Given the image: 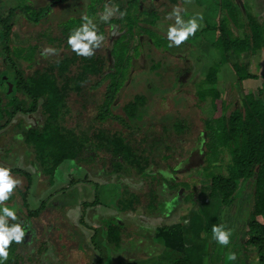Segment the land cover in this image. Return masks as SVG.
Instances as JSON below:
<instances>
[{"label":"trees","instance_id":"obj_1","mask_svg":"<svg viewBox=\"0 0 264 264\" xmlns=\"http://www.w3.org/2000/svg\"><path fill=\"white\" fill-rule=\"evenodd\" d=\"M101 3L103 0H91L86 16L88 19L92 20L98 15ZM223 7L232 10L227 0H223ZM46 9L41 8L36 15H42ZM144 13L157 16L155 20L149 18L147 21L150 26L158 27L160 16L156 11L134 14L130 6L121 10L117 22L122 18L137 22ZM14 14L15 11L11 10L5 18L0 15V25L3 27L5 53L11 65L9 68L15 70V90L24 97L14 95L8 99L0 95V130L9 126L18 113H40L42 125L32 126L26 131L17 128L15 136L20 133L26 148L30 152L33 149L34 162L31 161L43 170V174L52 175L65 159H71L90 170L98 167L107 174L133 171L139 176L145 174L152 164L161 170L169 168L173 171L182 163L187 150L196 155L202 152L204 162L208 157L217 162L219 156L228 155L229 161H224L226 164L223 165L225 170L211 176L210 187L212 193L220 191L224 204H228L235 194L237 180L253 181V198L244 225L246 236L243 250L253 251L257 264H264V87L257 91L243 88L242 105L230 109L228 113L229 107L224 104L223 92L215 86L219 68L211 69L197 90V105L202 107L206 99L211 97L214 110L211 117L204 116L201 129L194 132V120L179 115L169 125L165 124L159 129L151 126L147 133L142 132L145 126L138 127L137 124L133 127L127 119L142 120V114L138 113H144V95H136V101H129L124 106L127 119L112 110L118 93L130 75L134 26L126 24L124 33L111 45L115 62L113 68L106 69L100 56L77 55L67 43L69 34L85 22L83 17L48 26L35 20L36 15L31 14L35 23H39V29L34 32L35 43L13 48L11 29ZM96 22L92 23L95 25ZM226 25L227 21H223L219 29L221 41L217 43L224 62H229L232 53L241 56L248 52L252 56L264 48V23L251 19V33L244 38L234 37L233 31L227 30ZM141 29L143 33L152 30ZM98 32L103 34L102 29ZM151 40L155 43L153 38ZM41 43L48 46L46 61L42 68L34 69L32 62ZM138 50L137 45L134 47L135 55ZM21 60L29 61V64L23 66ZM232 68L239 83L259 78L247 63L238 61ZM101 89H104L103 93ZM65 117L70 120H66L68 127ZM23 123L21 120L17 126ZM135 128L140 131L135 132ZM129 129L140 134L138 141L126 135ZM198 140L200 145H197ZM28 175L27 178H31ZM157 182L154 180L155 184ZM186 184L192 190L190 198L201 197V182L198 179L192 176ZM19 192L25 199L27 190ZM8 223L12 224L10 221ZM36 256L37 252L21 262L32 264Z\"/></svg>","mask_w":264,"mask_h":264},{"label":"crops","instance_id":"obj_2","mask_svg":"<svg viewBox=\"0 0 264 264\" xmlns=\"http://www.w3.org/2000/svg\"><path fill=\"white\" fill-rule=\"evenodd\" d=\"M170 1L181 6L178 14L182 19H198L197 30L184 40L198 47H218L223 21H227L226 29L240 38L251 33V19L264 23V0H227L232 10L223 7V0ZM241 6L246 8L244 21L240 20ZM162 14L166 12L158 13V20ZM165 23L167 28L173 24ZM166 26L158 24L159 29ZM239 29L243 30L241 35L237 32ZM261 52L264 48L252 56L248 52L242 54L253 58ZM232 55L237 57L235 62L240 61V55L232 53L230 59ZM249 80L254 79L242 83ZM24 147L26 166H15L10 172L26 182L17 190V198L26 213L15 221L10 218L8 221L32 222L31 232H38L40 239L32 244L26 232L19 244L9 245L10 257L5 264H23L22 259L36 252L32 264H234L233 260L236 261V258L228 259L232 253H228L226 245L216 242L211 231L213 225L224 226L228 218L232 219V212L221 207L236 198L224 204L220 191L212 193L211 190L203 196L200 179L201 197L190 198L192 190L175 174L178 166L173 171L168 168L169 178L150 166L139 176L133 171L107 174L98 167L90 170L65 159L51 175L43 174L33 163V154ZM19 159L8 162L16 164ZM0 166L4 167L3 163ZM192 172L187 176H193ZM27 173L31 178H27ZM154 180L158 182L155 184ZM236 184L234 195L240 190V183L236 181ZM20 190H27L25 199ZM181 190L183 194L179 196ZM243 221L242 217L244 227ZM25 243L27 247L33 245L27 253L22 252Z\"/></svg>","mask_w":264,"mask_h":264},{"label":"rangeland","instance_id":"obj_3","mask_svg":"<svg viewBox=\"0 0 264 264\" xmlns=\"http://www.w3.org/2000/svg\"><path fill=\"white\" fill-rule=\"evenodd\" d=\"M90 2L91 0H0V15L5 18L10 14L11 10L15 11L11 29V44L13 48H20L28 44H33L36 41L34 40V32L39 29V23H35L34 19L31 18V14L36 15V12L46 7V11L40 16L36 15L35 20H40L43 24L48 26H50L51 23L60 24L70 18L86 17L88 15V6ZM170 2V0H103V3L98 7V15L96 17L94 16L91 20L92 22H95V20L97 21L95 30L98 36L103 37L99 45L93 48L92 54H96L104 60L106 69L113 68L115 62L111 51V45L124 33L123 30L126 28V24L134 26L135 35L132 40L133 45L131 49L133 60L130 68V75L125 85L118 93L112 105V110L115 114L126 118L124 106L129 101L134 100L136 95H144L146 99L145 105L142 107L144 113H138L142 114V120L126 119L133 127L137 124L138 127L145 126L142 132L146 131V133L151 129V126L159 129L165 124L169 125L179 115H184L194 120L196 123L194 132L201 129L204 116L211 117L212 114H214L211 105V97L206 99L202 107L197 105V90L200 87V83H203L201 81L209 74L211 69L219 68L215 86L218 90L223 92L224 104L229 107L228 113L230 109L242 105L244 96L242 91L243 88H250L253 91H257L258 88L264 87V52H261L258 57L251 58L247 56V54H242L238 58L240 62L247 63L252 72L260 74V78L257 80L254 79L251 81L249 80L247 83H239L237 82V77L233 68L230 66L237 60V57L232 55L231 59H229L231 63H227L224 62L221 57V49L219 50L217 47L210 46L209 48L204 46L198 47L196 43H188L185 41L181 42L180 45H172L169 48V41L167 40L168 28L165 22L168 21L170 24H174V17L171 15L172 13L169 12L174 9H178L179 11L181 7L179 4L176 6V4ZM126 6H130L131 13L134 14L140 11H156L158 13H163L164 10L166 15L162 14V18L158 20L157 24L161 22L166 28L160 27L159 29V27H152L148 24L147 20H149V18L155 20L157 17L152 16L153 13L152 15L151 13H144L142 15L143 18H140V21L137 22L130 21L129 19L126 20L125 18L117 22V20L120 19L121 10H124ZM107 10H111L109 18L106 21L100 19ZM240 11V20L244 21L246 8L241 6ZM141 28L152 30H148V33L146 31L143 33ZM100 29L103 30V34H99L98 31ZM53 30L58 31L57 29ZM237 32L241 35L243 30L239 29ZM151 38L154 39L155 43L152 42ZM137 45L139 46V50L138 54L135 55L134 47ZM47 47L46 43H41L35 60L32 62V67L34 69L42 68L45 64ZM20 64L27 66L29 61L21 60ZM9 67H11V65L4 49L3 27L0 25V95L8 99L14 95L24 97L23 94H19L15 90V70ZM100 92L103 93L104 89H101ZM134 101H136V99ZM64 119L66 122L65 125H67V121L70 120L66 117ZM21 120L24 123L18 127L17 124ZM61 121L63 122L64 120L62 119ZM42 123L43 120L38 111L30 114L18 113L17 116L12 119L9 126L0 130V147L2 146L4 150L2 151L0 148V165L3 163V166L8 167L10 171L13 167L18 165L22 167L26 166V159L23 160L25 147L22 143V137L19 135L20 133L15 136L16 130L19 128L22 131H26L28 128L35 125H42ZM113 125H116V127L119 126L118 124ZM135 129L136 131L132 130L133 132L129 129L126 135L138 141L140 139V134H136L134 131L139 132L140 130L139 128ZM14 136L15 138L13 139ZM195 136H193L194 139ZM163 143H165V141H163ZM198 144H201L199 140L197 145ZM9 150L11 151L9 152ZM31 152L34 154L33 149ZM185 153L184 160L178 165V169L176 168L177 171L175 174L179 176L181 181L183 180L184 184V182H187V180L192 177L187 176V173L193 171L191 174L194 178L200 179L202 182V190H200V192H202L203 196H206L211 191V176L225 170L223 165L226 164L225 162L229 161V157L228 155H223L222 158L219 156L216 160L217 162H214L208 157L204 162L203 156L201 155L202 152L196 155L193 152L189 153L187 150ZM30 158H32V156ZM13 159H19L16 162L17 165L8 162H13ZM150 167L156 172H162L163 170L155 165H150ZM40 170L42 169L40 168ZM163 171L168 172L169 170L165 169ZM10 175L17 183L9 194L8 201L5 202V200L0 202V206L10 207L15 211L16 217H22L26 212L22 206V201L20 198H17L19 196L17 190L23 185L25 186L26 182L17 176L18 174H12V172H10ZM203 175L207 177H203ZM242 180L244 179L237 180V182L240 183V190L233 196L236 200L221 207L229 209L228 212H232V219L235 214L234 221L228 218L229 221L225 222L226 226L224 225L225 229L230 232L229 243L226 247L228 253H232L236 258V261L233 260L234 264H257V261L253 258L255 253L253 251L244 252L243 250V242L246 235L244 227L241 226V222L242 217L244 220L243 222L246 221L247 212L253 198L254 183L252 180ZM84 189H87V187H84ZM182 194L183 191L181 190L179 196ZM77 196L79 197V194ZM90 198H92V196ZM85 199H87V195ZM219 204L222 205L221 202ZM46 205H48V203H46ZM51 206L53 207L52 204ZM48 208L50 209V207ZM24 226L27 228L26 232L30 234L31 243L35 244V242H37L35 240H39L40 237H38V232H31L32 222L27 221ZM239 238L241 240L240 244H238ZM31 246L33 245L28 247L31 248ZM28 247L27 243H25L22 252L27 253L25 251L28 250ZM31 252L34 253V251ZM8 257H10V254Z\"/></svg>","mask_w":264,"mask_h":264},{"label":"clouds","instance_id":"obj_4","mask_svg":"<svg viewBox=\"0 0 264 264\" xmlns=\"http://www.w3.org/2000/svg\"><path fill=\"white\" fill-rule=\"evenodd\" d=\"M110 15L111 10H107L100 19L106 21ZM171 15L175 17V22L168 27L167 40L169 41V46L180 45L181 42L197 30L199 26L198 19L189 18L184 20L178 14V9H174ZM84 20L83 24L69 34L67 43L77 55L89 56L92 54L93 48L99 45L103 37L97 35L95 25L90 19L84 17ZM162 175L169 176L170 178V174L166 171L162 170ZM16 183L17 181L10 175V169L0 166V202L9 198V194ZM8 218L15 221L17 219L15 211L10 207L0 206V264H5L8 258L9 245L13 242L19 244L27 231V228L22 226L21 223L9 225ZM211 231L212 237L218 244L227 245L229 243L230 232L223 225H213ZM228 259L233 260L235 256L229 254Z\"/></svg>","mask_w":264,"mask_h":264},{"label":"flooded vegetation","instance_id":"obj_5","mask_svg":"<svg viewBox=\"0 0 264 264\" xmlns=\"http://www.w3.org/2000/svg\"><path fill=\"white\" fill-rule=\"evenodd\" d=\"M25 224H23V226H24Z\"/></svg>","mask_w":264,"mask_h":264}]
</instances>
